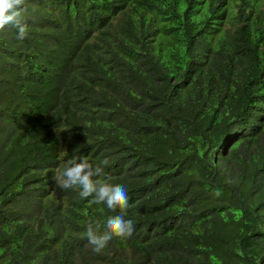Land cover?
<instances>
[{
	"label": "trees",
	"instance_id": "trees-1",
	"mask_svg": "<svg viewBox=\"0 0 264 264\" xmlns=\"http://www.w3.org/2000/svg\"><path fill=\"white\" fill-rule=\"evenodd\" d=\"M0 31V264H264V0H25ZM86 159L119 214L53 175ZM107 161L106 164L103 162Z\"/></svg>",
	"mask_w": 264,
	"mask_h": 264
},
{
	"label": "clouds",
	"instance_id": "clouds-1",
	"mask_svg": "<svg viewBox=\"0 0 264 264\" xmlns=\"http://www.w3.org/2000/svg\"><path fill=\"white\" fill-rule=\"evenodd\" d=\"M24 3L25 0H0V31L6 30V26L15 28L16 39L19 41L26 39L29 34L28 25L22 18L21 5ZM103 163L106 164L107 161ZM102 171L101 166L94 167L86 159H81L79 162L68 161L53 175L56 186L61 190H78L81 198L93 197V203L104 204L109 211L120 210L119 214L107 219L103 231L100 230L99 224L89 222L86 225L88 244L94 253L104 250L114 237L126 239L134 232V222L124 218L129 207L126 186L94 179L101 175Z\"/></svg>",
	"mask_w": 264,
	"mask_h": 264
}]
</instances>
